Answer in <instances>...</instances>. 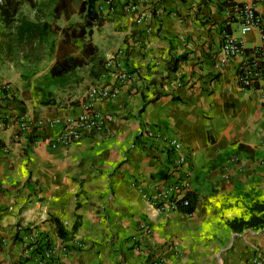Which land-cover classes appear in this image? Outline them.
<instances>
[{
	"label": "crops",
	"instance_id": "crops-1",
	"mask_svg": "<svg viewBox=\"0 0 264 264\" xmlns=\"http://www.w3.org/2000/svg\"><path fill=\"white\" fill-rule=\"evenodd\" d=\"M234 2L253 5L264 21V0ZM218 5L99 0L101 26L68 46L79 56L90 42L95 55L66 72L63 87L50 71L61 31L82 22L75 14L48 20L59 30L38 66L21 62L14 72L15 65L0 63V86L10 87L0 100V264H32L34 249L25 243L31 230L55 248L58 264H222L264 247V227L227 226L264 203V80L239 89L243 58L220 53L227 17ZM141 13L151 20H140ZM230 31L238 36L235 24ZM242 41L250 49L257 37ZM171 59L179 60L176 73L169 72ZM30 69L32 76L24 73ZM98 84L118 92L92 103L105 117L102 129L52 147ZM21 120L41 126L23 132ZM171 139L185 158L175 172ZM176 178L200 199L191 215L170 209L163 197Z\"/></svg>",
	"mask_w": 264,
	"mask_h": 264
},
{
	"label": "trees",
	"instance_id": "trees-1",
	"mask_svg": "<svg viewBox=\"0 0 264 264\" xmlns=\"http://www.w3.org/2000/svg\"><path fill=\"white\" fill-rule=\"evenodd\" d=\"M99 0H0V23L3 30L0 31V63L3 65H17L24 63L26 66H38L45 58L48 49L52 46L53 36L59 30L57 26L48 20L59 19L61 15H73V3L77 2L78 7L75 13L80 17L81 24L63 29V40L59 44L58 55L55 65L50 71L51 78L57 77L56 85L65 86L69 79L63 77L68 71L83 67L95 55V48L90 42L84 43L79 56L71 55L68 46L77 40H83L86 36L92 35V28L101 26L103 17L97 8ZM218 8L226 10L234 4V0H217ZM134 4L135 1H132ZM26 4L33 12L29 18L22 11V6ZM240 5V4H238ZM232 17H227L223 30L231 34L230 25ZM248 51V50H247ZM179 69V60L171 59L169 62V72L176 73ZM199 197L193 192H186L183 201L184 206L178 202L177 212L191 215L199 202ZM56 232L60 239L65 240L66 232L62 229L58 221ZM227 226L234 232H241L244 229H260L264 227V203H255L249 209V218L234 219L227 222ZM45 245V244H44ZM31 246V245H29ZM37 250V249H36ZM33 253V252H32Z\"/></svg>",
	"mask_w": 264,
	"mask_h": 264
},
{
	"label": "built area",
	"instance_id": "built-area-1",
	"mask_svg": "<svg viewBox=\"0 0 264 264\" xmlns=\"http://www.w3.org/2000/svg\"><path fill=\"white\" fill-rule=\"evenodd\" d=\"M136 7L131 6L132 11ZM140 20H151V14H139ZM226 17H232L238 29V36L233 34H227L225 30L222 31V40L220 44V53L224 59L231 57L241 56L242 62L239 64L236 71V79L239 89L248 90L257 86L264 80V21L256 13L253 5H238L234 4L227 8L225 11ZM250 33H254L257 37V44L252 48L247 49L243 45L242 38L246 37ZM248 50V51H247ZM179 75V74H178ZM126 75L120 74L118 79L123 81ZM178 85V84H177ZM10 92L8 85L0 86V100ZM118 92L115 88H108L101 84L91 87L88 91L87 99L88 106L85 111L75 119L67 120L63 123L62 131L52 141V147L56 146H68L81 139L86 133L98 132L102 129L105 117L92 111V103L105 101L115 98ZM20 129L23 132H27L30 127H40V122L34 124H27V122L21 120ZM152 136V132L147 133ZM167 145L175 154L174 168L171 170L175 172L179 170L181 165L185 162V158L182 155V145L176 139L168 140ZM189 189V183L181 181L179 178L174 181L172 179L171 185L165 191L163 197L169 201L168 207L177 211L178 202L186 206L187 202L183 201L184 195ZM25 243L31 245L34 249L32 258V264H58L55 259V248L45 239L42 238L34 231H30L25 236ZM45 244V245H44ZM37 249V250H36ZM259 257L253 260L254 264H264Z\"/></svg>",
	"mask_w": 264,
	"mask_h": 264
},
{
	"label": "rangeland",
	"instance_id": "rangeland-1",
	"mask_svg": "<svg viewBox=\"0 0 264 264\" xmlns=\"http://www.w3.org/2000/svg\"><path fill=\"white\" fill-rule=\"evenodd\" d=\"M35 1H38L39 2L41 0H35ZM76 8H77V3L74 2L73 3V11H74L73 14H75V10L74 9H76ZM22 11L29 18H31L33 16V12L29 8V6L26 5V4H24L22 6ZM66 16H68V15L66 14ZM2 30H3V26L0 23V31H2ZM12 69L14 70V72H16V71H22L23 70L21 65H15V66L12 67ZM1 70L3 71L5 69H1L0 68V73H3ZM27 70L24 71L25 74L29 73L32 76V75H34L36 73V70L35 69L34 70H31L30 69L29 71H27ZM4 85H9V84L5 83ZM243 256L244 257L242 259H239L238 261H232L231 260L228 263L223 262L222 264H254L253 263V260L256 257H259L260 259H262L261 261H263V263H264V247H257L256 250L249 251L248 253L243 254ZM215 264H219V263L218 262L217 263L215 262Z\"/></svg>",
	"mask_w": 264,
	"mask_h": 264
}]
</instances>
